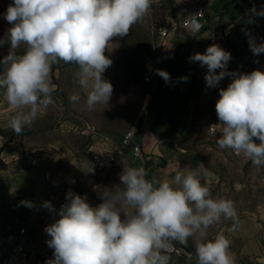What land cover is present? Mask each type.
Listing matches in <instances>:
<instances>
[{
	"label": "clouds",
	"instance_id": "1",
	"mask_svg": "<svg viewBox=\"0 0 264 264\" xmlns=\"http://www.w3.org/2000/svg\"><path fill=\"white\" fill-rule=\"evenodd\" d=\"M152 5L153 0H13L4 13L11 27L0 39V46L10 44L0 61V90L16 110L7 127L20 135L53 104L52 65L60 61L79 66L78 82L88 90L89 110L108 104L113 86L102 74L112 61L105 52L113 38L127 36ZM21 45L24 52L17 54ZM250 46L254 55L264 52V44ZM230 59L231 54L216 44L189 57L207 67L209 87L230 74L226 72ZM217 69L222 70L218 75ZM157 74L166 83L170 79L163 70ZM69 99L76 102L79 96ZM215 110L220 123L211 128H221L218 146L264 167V72L234 76L220 90ZM87 173H94V168ZM201 175L211 176L202 162L177 171L171 182L149 180L143 167H123L119 175L123 187L104 188L96 207L67 192L59 219L45 228L51 237L47 244L54 250V259L46 264H169L170 256L164 253L171 251L170 242L186 244L189 237H195L197 264H234L227 236L218 232L208 238V229L221 218L232 220L235 230L234 203L213 198ZM21 204L32 207L30 201ZM42 206L55 211L49 201Z\"/></svg>",
	"mask_w": 264,
	"mask_h": 264
},
{
	"label": "rangeland",
	"instance_id": "2",
	"mask_svg": "<svg viewBox=\"0 0 264 264\" xmlns=\"http://www.w3.org/2000/svg\"><path fill=\"white\" fill-rule=\"evenodd\" d=\"M13 0H0V39H5L11 25L4 19V13ZM178 11V0H153L149 13L133 25L127 36L113 38L105 55L112 64L102 74L113 86V93L108 104H97L92 110L86 105L87 89L80 86L75 63L52 65L51 80L56 86L53 92V104L43 115L25 126L22 134L16 135L9 127L0 128V148H20V165L27 169L34 159L53 155L59 159L58 166L70 152L79 161V176L73 179L71 187L79 189V195L87 202L98 206L102 200L100 193L113 179H109L117 170L111 166L106 170L94 168V173H87L92 154L113 151L111 143L123 144L124 135L133 132L139 118L154 103L152 84L143 81L146 59L154 54L160 30L170 29L166 23L169 14ZM264 11V9H262ZM180 25H178L179 28ZM182 27V26H180ZM184 27V26H183ZM183 55L191 57L195 53H205L207 47L216 44L231 54L223 79L209 87L205 81L207 67L200 62H191V77L194 90V140L196 156L194 165L202 162L211 173L210 177L201 175V183L206 185L213 198H226L233 201L237 222L235 230L232 220H221L208 229V238L223 232L230 240V252L234 260L243 256L237 249L241 245V234L260 233L264 240V167H256L243 155L232 149H221L217 140L222 131L218 125L215 105L221 89H226L234 76L249 74L254 70L264 72V52L254 55L250 44H264V15L256 23L229 25L215 35L197 37L188 36ZM10 44L0 46V61L8 54ZM21 45L16 50L23 54ZM3 65H0L2 71ZM221 69L216 70L218 75ZM157 90V89H155ZM73 94L79 96L76 102L70 101ZM5 100L0 90V102ZM14 114L16 110L14 109ZM254 139L255 143H260ZM61 163V164H60ZM194 167V168H195ZM113 170V171H112ZM75 173L73 172V175ZM110 180V181H109ZM59 215L53 217L54 223ZM47 240V239H46ZM195 237H189L186 244L171 241L169 264H197L194 245ZM28 247V246H27ZM53 249H36L37 258L33 264H46L54 259ZM45 255V256H43ZM236 262V261H235Z\"/></svg>",
	"mask_w": 264,
	"mask_h": 264
},
{
	"label": "crops",
	"instance_id": "3",
	"mask_svg": "<svg viewBox=\"0 0 264 264\" xmlns=\"http://www.w3.org/2000/svg\"><path fill=\"white\" fill-rule=\"evenodd\" d=\"M202 5L205 6V20L201 31L194 33L189 28L179 27L170 32L166 41L168 54L160 63V70L167 72L170 79L166 83L159 76L163 88L152 83L154 103L139 118L131 139L108 146L115 153L111 168L116 165L118 168L109 177L113 179L112 185L109 182L106 188L123 187L119 179L123 167H143L149 180L169 182L177 171L195 167V148H198L194 140L197 132L193 127L195 95L191 62L188 55H183L186 39L194 35L210 37L229 25L256 23L262 16L259 13L264 9V0H178L177 13L169 14L166 23H170V19L180 22L191 10ZM13 110L2 99L0 128L7 127ZM19 159L20 148H0V264L4 263L21 227L25 228L27 236V264L35 262L36 249H51L47 244L51 237L45 232L46 226L52 224L53 217L67 203V192L79 194L78 188L71 187L74 177L79 176V161L70 152L62 158L65 164L60 166L59 159L53 155L34 159L27 169L21 167ZM22 201H30L32 207L21 204ZM45 201H49L55 211L44 208ZM121 218H125L123 213ZM241 235L243 240L237 249L243 256L234 260V264H264V240L260 233Z\"/></svg>",
	"mask_w": 264,
	"mask_h": 264
},
{
	"label": "built area",
	"instance_id": "4",
	"mask_svg": "<svg viewBox=\"0 0 264 264\" xmlns=\"http://www.w3.org/2000/svg\"><path fill=\"white\" fill-rule=\"evenodd\" d=\"M205 6L202 5L198 8H194L191 12L184 17L180 22L170 19V29H163L159 31L158 40L154 54L146 59L144 65V76L143 81L147 84H156L163 88L164 84L160 83L157 70H160V63L164 56L168 53L166 46L167 38L170 32L175 31L178 25L189 28L192 32L196 33L203 29L205 20ZM179 26V27H180ZM133 132H128L124 135L123 141L128 142L132 137ZM135 150H138V146H134ZM114 151H103L98 154H92L89 164L95 169L106 170L108 169L114 159ZM27 236L25 228L21 227L19 234L11 246L9 252L6 255L3 264H27L28 261V250H27Z\"/></svg>",
	"mask_w": 264,
	"mask_h": 264
}]
</instances>
